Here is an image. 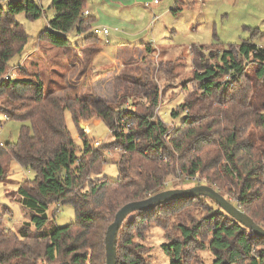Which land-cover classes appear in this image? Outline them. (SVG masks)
Listing matches in <instances>:
<instances>
[{
	"label": "trees",
	"instance_id": "16d2710c",
	"mask_svg": "<svg viewBox=\"0 0 264 264\" xmlns=\"http://www.w3.org/2000/svg\"><path fill=\"white\" fill-rule=\"evenodd\" d=\"M183 5L175 0L171 11ZM50 7L54 14L39 41L67 48L71 31L84 34L83 43L99 41L91 31L95 18L83 14L86 0H50ZM19 13L35 20L42 8L37 0L0 6V77L15 66L9 62L27 42L15 19ZM257 33L227 49L190 48L192 80L200 92L170 111L173 119L184 113L176 127L154 115L156 89L145 90L146 106L118 109L129 95L122 79L115 81L112 101L45 93L39 75L18 72L22 67L14 78L0 79V114L24 123L16 142L0 146V179L12 159L33 172L17 189L29 220L18 232L0 226V264H105V234L115 213L166 190L172 175L178 180L171 188H185L186 177L199 175L264 228V44L252 39ZM145 48L152 51L150 44ZM65 111L81 144L67 128ZM98 121L112 139L94 145L84 129ZM114 149L120 151L112 155L119 176L109 180L101 174ZM51 204L52 216L57 207L71 205L74 221L41 233ZM151 226L164 230L162 249L171 264H204L199 252L205 248L213 257L210 264H264V238L205 196L129 215L118 230L116 264H151L143 243Z\"/></svg>",
	"mask_w": 264,
	"mask_h": 264
},
{
	"label": "rangeland",
	"instance_id": "374dc122",
	"mask_svg": "<svg viewBox=\"0 0 264 264\" xmlns=\"http://www.w3.org/2000/svg\"><path fill=\"white\" fill-rule=\"evenodd\" d=\"M8 1L0 0V6L5 9ZM37 1L42 8V13L37 19L30 20L24 13L15 15V19L22 24L28 38L21 53L11 58L10 66L22 63L27 57L26 55L37 52V49H44L39 52L44 59L40 55L39 61L36 60L35 64L27 62L29 65L24 64L18 72L24 69L27 74H38L43 82L45 93L53 90L57 94L60 92L59 88L63 86L64 96H77L88 100L112 101L116 79L125 80L129 95L118 107L120 110H133V108L138 110L139 106H146L148 103L144 97L145 90L156 89L159 92V101L154 115L159 116L164 123L171 125L170 127H176L184 116V113H181L173 119L170 116V111L190 93L200 92L198 85L192 80L194 67L190 48L193 45L227 49L231 44H239L245 39H250L253 31L258 33L252 39L264 44V0H188L176 13L171 11L175 0H161L160 3L150 7L138 2L132 10L122 12V17H125L127 23L118 25L116 29L112 26L109 27L111 31L108 37L109 47L129 42L136 46L142 45L143 48L146 44H151L154 50L151 48L152 51L149 52L144 49L142 55L135 51L125 62L115 61L101 66L95 65L86 73H84L85 70L82 73L84 76L81 74L77 78H72L71 75L70 78L67 76L66 78L65 74L69 68L62 54L65 49L38 40L39 33L46 28L54 11L50 7V0ZM86 10L95 20L103 18L104 14L109 12L104 0H86ZM154 13L158 17L153 21ZM77 35L75 31L67 34L71 42L70 47L79 49L90 47L92 53L93 50L100 49L101 45L104 47L102 35H99L100 42L93 43H83L84 34H82V38L78 39ZM260 37H262L261 40ZM45 48H49V50H45ZM19 74L18 76H20ZM67 79H71V81ZM67 85L71 87L69 88ZM96 86L99 89H96ZM91 87L92 91H90ZM64 116L72 138L77 144H81L77 128L72 122L69 112L65 111ZM0 122L2 124L0 141L16 142L19 130L24 123L11 119L6 120L1 114ZM84 130L87 138L93 141L94 145L112 139L107 126L101 121L86 123ZM118 151V149H114L109 152L111 154H106L101 174L103 178L109 180L118 178V168L113 159L115 156L112 157ZM32 177L33 172L22 168L14 159L7 165L5 175L0 179V226L18 232L22 222L29 220L27 211L19 202L17 189L22 181ZM166 180L169 182L166 189H169L174 182L176 183L177 178L172 175ZM195 184L191 180L187 181V187ZM54 209V204L49 205L47 210L49 219L40 230L41 233L49 232L54 227H62L74 221V210L71 205L60 206L52 216ZM143 243L148 248L146 257L151 261V264H171L170 258L162 249V244L165 243L163 229L151 226ZM199 254L204 264L212 262L213 257L208 248L201 250Z\"/></svg>",
	"mask_w": 264,
	"mask_h": 264
},
{
	"label": "crops",
	"instance_id": "0c3cea01",
	"mask_svg": "<svg viewBox=\"0 0 264 264\" xmlns=\"http://www.w3.org/2000/svg\"><path fill=\"white\" fill-rule=\"evenodd\" d=\"M104 1L106 3V7L109 9L108 14H104L103 18L101 17V18L95 20L94 23L92 24L93 26L107 27L109 29V32L107 35L99 34V35H102V37L104 39V47H102V45H101V48L97 49L95 51L93 50V53H92L90 47H84L82 49L73 48V47L64 48L65 50H63L62 54H63L64 59L66 60V64L68 65V68H69L66 71L65 77L67 76L68 78H70L72 75V78L73 77L77 78V77L81 76V74L85 70L86 71L84 73H86L87 70H89L90 68H94L95 65L101 66L103 64H107L108 62L114 63L115 61L125 62L126 59H129L131 57V55H130L131 53L137 51V53H139V55H142L144 52V49L146 50V48H143L142 45L136 46L135 44H132L129 42L123 43L120 46H115V47L110 48L109 47L110 42L108 39L109 35L111 34L109 27L112 26L113 28L116 29L118 27V25L123 24V23H127L125 17H122V15H123L122 12L123 11L128 12V11L132 10L138 2L142 3L144 5L145 0H104ZM181 1H183L184 4H185V2H188V0H181ZM89 14H90V12H89ZM124 15H126V14H124ZM99 35H98V39H99ZM78 38H82V34L81 35L78 34L77 39ZM82 42H83V38H82ZM99 42H100V39H99ZM150 46H151L150 48L154 49L151 44H150ZM46 49L49 50V48H45V50ZM68 49H69V51H68ZM43 50L40 48V49H37V52H31L28 55H26L27 57H25L24 61L22 62V65L28 64V63L29 64L30 63L35 64L36 63L35 61L36 60L39 61L38 59L41 58L39 56L42 54H39V52L43 51ZM44 56H45V54H44ZM42 59H44L43 55H42ZM112 69L114 70V68H112ZM108 73H110V72H108ZM82 75L84 76V74H82ZM109 75H111V74H109ZM102 79H103V77H102ZM67 80L71 81V79H67ZM67 84H69V83H67ZM76 86H78V83H76ZM62 87L59 88L60 92L57 93L59 96H63L65 93V89H62ZM67 87L70 88L71 86L67 85ZM92 87L90 88V91H92ZM95 88L99 89L97 86Z\"/></svg>",
	"mask_w": 264,
	"mask_h": 264
},
{
	"label": "water",
	"instance_id": "95a60500",
	"mask_svg": "<svg viewBox=\"0 0 264 264\" xmlns=\"http://www.w3.org/2000/svg\"><path fill=\"white\" fill-rule=\"evenodd\" d=\"M198 196L208 197L231 218L252 231L254 235L264 238V228L235 205L231 199H227L213 187L207 184H195L185 188H169L147 198L128 202L115 213L114 220L109 224L105 234V264H116L118 230L129 215L134 212L148 211L171 201Z\"/></svg>",
	"mask_w": 264,
	"mask_h": 264
},
{
	"label": "built area",
	"instance_id": "2783aa9c",
	"mask_svg": "<svg viewBox=\"0 0 264 264\" xmlns=\"http://www.w3.org/2000/svg\"><path fill=\"white\" fill-rule=\"evenodd\" d=\"M161 0H145V5L150 7L152 5H155L157 3H159ZM201 1V0H200ZM85 16L89 14V11L88 10H85L84 13H83ZM157 15L156 14H153V20L157 19ZM92 32L95 34V35H99V34H103V35H107L108 32H109V29L107 27H99V26H93L92 27ZM22 67V63L18 64V65H15L10 71H8L6 74H4L3 76L0 77L1 80H9L10 78H14L16 75H17V70L19 68ZM4 119L8 120V116L6 115H3ZM1 122H0V128H1ZM4 143L5 142H2L0 141V146L1 147H4ZM120 152V151H119ZM109 153V152H108ZM107 153V154H108ZM111 154V153H109ZM178 180V178H177ZM186 180H191L193 183H196V184H205V179L202 178V177H199V175H195V176H191V177H186ZM164 186L167 187L169 186V182L166 181L164 183ZM59 207L56 208V210H58Z\"/></svg>",
	"mask_w": 264,
	"mask_h": 264
}]
</instances>
